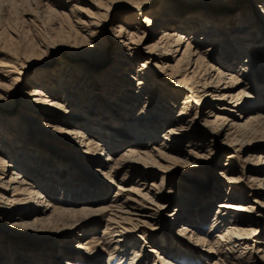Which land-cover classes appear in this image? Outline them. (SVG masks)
Segmentation results:
<instances>
[{"label":"rangeland","instance_id":"obj_1","mask_svg":"<svg viewBox=\"0 0 264 264\" xmlns=\"http://www.w3.org/2000/svg\"><path fill=\"white\" fill-rule=\"evenodd\" d=\"M135 1L144 3L143 11L141 10L142 13L139 16L140 21L146 13L160 17L164 0H0V61H9L11 65H16L17 71L20 72L18 82L11 79L16 73L0 82L3 86L2 90L0 88V119L3 117L9 120L10 125L18 122L24 107L31 102V92L35 85L47 84L48 88L53 90L56 82L60 85L66 83L64 80L63 83L59 80L62 73L60 69L62 61H67L69 56L73 55L87 56V58L91 54L98 58L106 56V61L98 64H95L93 59L89 62L84 57L80 58L81 61L69 60L71 65L80 64L92 67L93 71L102 69L104 71L102 82L95 79L96 84L91 85L84 81L79 86L80 89L76 86L79 82L69 83L70 86L66 87V94H69L66 100L72 99V104L75 102L73 107L80 110L74 112V116H70L71 127L86 130L87 135H90L99 147L96 152H91L90 160H86L87 163L85 161L82 163L81 168L87 164L86 168L80 169L79 165V169L71 171L72 166L75 165H71L73 164L71 160L66 162L65 157L80 153L81 140H73L65 134L58 133L53 125L61 126L63 123H58L57 120L50 121L48 116L39 120L47 121L46 125L50 124L51 127L41 125L42 132L37 134L39 137L34 145L27 143V139L22 137L21 141L25 144L21 146L22 149L20 148L22 152H18L20 159H17L16 167L21 168L22 171L25 170L30 176L28 178L36 184V188L42 191L51 203L61 208L75 209L84 204L94 208L109 205L117 198L118 182L134 185L135 181H145L147 185L142 188V191H147L149 184H156L155 187L151 185L144 196L142 207L144 213H131L130 215H133L131 220L119 221L120 226L117 227L115 237L119 236L118 233L121 234L120 243L124 241V238L128 239L125 245L126 250L122 252L118 249L119 245H116L115 255L109 263L108 258L112 255L110 256V249L103 244V240H114L115 237L111 232L103 233V227L107 223L105 219L108 214L119 213L115 205H109L111 208H107L101 214L97 212L85 216L73 227L70 226L72 220L34 223V217H38L39 208L45 203L43 201L45 198L42 200L28 196L30 200L26 204H20L19 201L11 203L5 201V198L11 195V189L7 188L4 193L0 189L3 195L0 198V264L7 262L10 264H65L67 262L130 264L133 259H138L133 261V264H213V259H216L218 263L222 262L223 255L231 256L233 259V262L227 264H264V131L257 132L253 137L236 132L233 130V125L228 127L229 123H242L251 116L258 115L264 118V99H262L263 102L259 99L261 96L264 97V74L250 76L248 80L239 81L236 84L231 91L233 94L244 90L249 95L248 98H241L242 103L238 102L234 105L230 102L232 101L230 96L217 98L218 93L223 91L215 90L211 86L206 95L201 94L198 102L191 99L187 106L182 102L187 91L178 87L180 78L175 81L165 79L163 76L165 74L163 71L161 73L159 68L162 66V60L155 58L153 52L152 54L149 52L150 45L159 38L162 29L184 27L185 34L190 35L201 31L205 24V17L213 19V16L223 15L224 11H228L230 14L224 13L227 27L223 24L217 25L216 21L214 25V28L218 27L220 32L225 30L224 35L218 38L221 45L225 46L228 38L233 35L229 33V30L232 32L237 24L233 11L231 12L233 9H227L229 3L238 1L243 9L254 0H179L177 2L181 8L178 16L171 19L169 17L168 21L162 22L152 32L149 29L144 32L134 18L138 11L132 3L135 4ZM58 3H62V6ZM72 5L82 9H75L77 12L75 11L74 15L81 16L84 21L83 15L91 14L92 18L95 17L98 20V26L92 28V31L87 29L88 24L79 28L80 24L74 21L76 17L71 13ZM187 5H191V8L187 9ZM107 12L108 16L105 15ZM243 12L244 21L247 17L245 18V10ZM201 13H206L207 16L201 17ZM125 21H129V25ZM122 25L126 26V30H131L138 36L142 35V38H136L134 42L128 44V35H124L114 42L112 33L116 34ZM123 42H126L131 50L123 46ZM235 44L233 52L236 58L232 60L233 68L230 70L234 71L236 77H240V72L236 69L237 53H239L237 47L240 44ZM257 44L258 48L249 56V59H252L254 63L256 61V65L264 67V42ZM184 45L185 42L181 46L182 49ZM119 46H122L124 52L130 55L126 56L125 62L120 64L118 69L113 70L108 67L112 64L115 50L120 48ZM241 49L244 50V48ZM172 60L170 59L169 62L173 64L175 59ZM145 62H149L145 70L151 77L145 78L146 82L138 88L137 80L142 76L140 73L138 75L137 69H140ZM28 63L32 66L29 68L21 66ZM224 69L229 70V68ZM212 73L214 75L215 72ZM41 76L46 79H40L42 81L38 82ZM68 78L71 77L68 76ZM77 80L79 79L76 78ZM127 80L129 82L126 87H123ZM121 89L128 90V98L124 99L126 93ZM81 91H84L83 95ZM55 94L56 97L63 98L61 92ZM195 95L197 94H193L192 97ZM92 96L97 97L93 102ZM102 99H105L104 104ZM127 102L132 103L124 109V103L128 104ZM259 102L262 103L259 104ZM90 104H99L97 108L102 111L108 107L113 108L117 116L126 117L118 120L120 123L114 122L112 117V121L103 119L106 125L101 122L102 119L93 117L95 119L92 124L82 113V110H89ZM224 105L225 108L231 107L234 111L221 109L220 107ZM139 111L146 112V114L142 113L146 117L135 120ZM93 113L95 114L94 110ZM216 114L230 119L225 120V127L222 129L219 121L224 119L220 118L215 122ZM135 121H141L138 122L139 126L146 121L147 123L143 125L145 129L148 127L157 129L154 140L140 141L143 137L137 133V138H140L137 144L150 150L151 145L160 146L162 144L160 142L165 140L168 145L166 155L171 157L167 161L156 159L154 164L136 163L144 173L143 175L140 173L141 176L138 178L126 177L122 180L119 178L122 175L119 177L117 175L114 181H110L102 174L103 165L99 163L106 162L107 154L118 156L124 147L135 144L133 135L129 137L132 129L137 130ZM171 127L177 128L175 133L170 134L172 138H162L163 134H169L166 132ZM44 131L49 136L41 137ZM11 136L8 139L14 143L13 147L5 145V148L8 152L16 154L18 149L14 146L16 147L15 144L19 140L14 138L17 136ZM233 137H237V140ZM117 139L118 144L114 146L115 148L107 149V145ZM29 151H31L30 154H28ZM21 153L24 154L21 155ZM13 159H16V156H13ZM78 161L75 160L76 164ZM65 163L66 169L70 168L68 170L71 171L69 178L68 171L62 168ZM6 168L2 173L3 176L10 173V167ZM124 173L127 171L120 172V174ZM202 177L205 178L201 179ZM227 177L234 179L228 180ZM100 183L105 185V189L99 191L98 195L94 191H87L88 187L101 186L98 185ZM77 185L86 186V189L79 190ZM230 188H233L230 190L233 193H240L241 197L248 199L254 206L253 209H223L226 222L222 221L219 227L208 230L209 221H212L217 204L225 201L224 199L229 196ZM240 188H246L248 192H239ZM83 195L85 198L82 197ZM74 201L80 202L74 203ZM33 202L36 204L34 210L22 207ZM182 207L184 211L194 215L187 216L188 214L185 213L184 216H180ZM223 207L218 206V208ZM49 209L51 207L47 210ZM65 216L70 217L68 214ZM241 217H244L243 220L251 217L253 219L251 226L256 229V232L250 237L241 238L240 243L228 245V248L224 247V240L219 241V244L216 243L217 237L226 231L229 223ZM70 218H81V216ZM25 221L29 223H22ZM82 222H84L83 226L79 225ZM184 223L193 226L194 231L196 230L206 243L210 242L214 245L215 251L205 249L206 244L197 241L195 235L189 237L192 228L183 233L181 228ZM244 226L247 228L248 224ZM197 227L202 229L199 230ZM245 230L250 234L248 229ZM173 238L184 242V247H180L181 242L178 249L168 247V242ZM89 241L93 247H89ZM6 250H13L11 252L15 254L14 257L8 258Z\"/></svg>","mask_w":264,"mask_h":264},{"label":"bare ground","instance_id":"obj_2","mask_svg":"<svg viewBox=\"0 0 264 264\" xmlns=\"http://www.w3.org/2000/svg\"><path fill=\"white\" fill-rule=\"evenodd\" d=\"M177 1L179 0H164L162 8L160 9V11H162L160 17L153 16L150 13H146L142 17L141 21H140L139 16H140V13H142L141 10L144 7V3L142 2L139 3V1H135V4H134V2H132L135 8L138 10L137 13L135 14L136 16L134 15L135 16L134 18L137 20V23L139 24V26L143 28L144 32L147 31L148 29L152 32L154 28H158L159 25L162 24V22L166 21L169 17L171 19V17L176 18V16H178L181 5H179ZM58 4L61 5L62 3H58ZM186 7L187 9H190L191 5H187ZM75 9L77 10L80 8H77L75 5H72V8H71L72 15L76 17L74 21L77 24H80L79 28H82V25L88 24L87 29L88 30L91 29L92 31V28H95L96 26H98V20H96L95 17H93L94 18L93 19L91 17V14L90 15L85 14V16L83 15V17H85L84 18L85 20L83 21V19H81V16L79 17V16L74 15V12L76 11ZM227 9L229 10L233 9L231 10V12L233 11L232 14L235 17L237 24L233 27L234 30L232 32L231 30H229V33L233 35L228 38V41H226L225 46H222L218 40L219 37H222L224 35L225 30L224 31L222 30L220 32L218 31V27L216 29L214 28V25L216 21L218 22L217 25L223 24V26L227 27V23L224 18V13L225 15L227 13L230 14V12L228 11H224L223 15L220 14V15L213 16L214 17L213 19L212 18L208 19L205 17L207 16L206 13H201L202 14L201 17L204 16L205 17L204 19H206L204 21L205 23L204 27L201 29V31H198L196 33L195 32L191 33L190 35L185 34L186 29H184V27H182L181 29L164 28L161 30L159 38H157L156 41L150 45L149 52H151V54L153 52V54H155V58L162 60L161 61L162 66L159 68L161 70V73L163 71V74H165L163 75L164 78L165 79L169 78L172 81H175V79L180 78V81H178V87L187 91L185 99L182 101L185 105H187L188 101L191 99L194 102H198L199 98H201L200 97L201 94L206 95V93L211 89L210 88L211 86H213L215 90L223 91L221 93H218L219 96H217V98H222L223 96H230L232 99V101L230 102H232L234 105H236L238 102L242 103L241 98L243 97L248 98L249 95H247V93L244 92V90L242 91L239 90L238 92L233 94V92L231 91L234 90V88L236 87V84L239 81L244 82L248 80L250 76L264 74L263 73L264 67H262L261 65H256L257 64L256 61L254 63L253 61H251L252 59L251 60L249 59V56H251V54L254 51H256V49L258 48L259 45L257 43L262 42V41L264 42V24H263L264 22V0H254L252 1L251 4L247 5L243 9H241L240 3L238 1H235V2L229 3ZM243 10H245V18L247 17L246 20L244 21L242 19L244 15ZM105 15L108 16V12ZM125 23L128 24L129 21H125ZM103 25L106 26L105 24ZM112 35H113V38H115L114 42H117V40L121 39L122 38L121 36L128 35V44L129 43L131 44L132 42H134L136 38H140V39L142 38V35L138 36V34L131 32V30H126L125 25H122L119 28V30L116 31V34L112 33ZM184 42H185V45L182 49L181 46L184 44ZM235 43H237L238 45L240 44V46L237 47L239 50V53H237L238 54V57H237L238 64L236 68L237 72H240V77H236L234 71L230 70V68H233L232 60L236 58V54H234L235 52H233L234 45H236ZM128 44L126 42L122 43L123 46H127L128 50H131ZM119 47L120 48H117L115 50V56H114L112 64L109 65L108 67L113 70L118 69L119 65L125 62L126 56L130 55V53L127 54L126 52H124V50L121 48L122 46H119ZM241 48H244V50H242ZM88 56L90 57L89 58H87V56L85 57L82 56V57H84L86 60H89V62H91L90 59H93L95 64H98L101 62L103 63L104 61H106V56H102L100 58H98V56L94 57L93 54L88 55ZM82 57L73 55V56H69V59L67 58L68 59L67 61H62L61 68H60L62 69L61 71L62 73L60 75L59 80L62 83L64 80L66 83L63 85H60L58 82H56L54 85L55 86L54 89L57 90L58 92H61V94H63V98L59 96L56 97L55 93H58V92L55 91L54 89L50 90L48 88L49 85L47 86V84L38 83V85H35L36 87H34L33 91L31 92V95H32L31 102L29 103V105H26L24 107V110L20 114L19 120L15 125H10L11 122L9 120L1 117L0 119V147H1L0 148V189L2 193H4L7 190V188H10L12 191L11 195L5 198L6 202L12 203V201H19L20 204H26L27 201L30 200L29 199L30 197L40 198L42 200L45 198L43 200L45 201V203L43 204L41 203L42 207L39 208L40 212L38 214V217H34L35 219L34 223H49V222H54V221L72 220L73 222L70 224V226L73 227L77 225V223L80 222L79 220L84 218L85 216L89 214L97 213V212L101 214L102 211L107 210V208H111V206L109 205H115L114 207L116 210L119 211V213L112 212V214H108V217L105 219L107 223L103 227V233L111 232L113 233L115 237V235L117 234V231H116L117 227L120 226L119 221H122L123 219H125V221L131 220L133 218L132 217L133 215L132 216L130 215L131 213H134V214L144 213V209L142 208L144 206V199H145L144 196L146 195V192L149 190L151 185L155 187L156 184L154 185V183H151L146 188L147 191H142V188H145L147 185L144 183L145 181L144 182L135 181L136 183H134V185H129V184L125 185V184H121L118 182L116 185L117 186V191H116L117 198L112 200L113 202L111 201L109 205L107 204L103 206H97L94 208L93 206H90L89 204H84L82 205V207L75 208V209H73L72 207L61 208L51 203L50 200L45 197V194L36 188V184L32 182L31 178L30 179L28 178L30 176L25 170L22 171L21 168L19 169L16 167L18 165L17 159H20L18 152H22L20 148L22 149L23 144H25L23 141H21L22 137L23 138L25 137L27 139L26 141L27 143H30V144L33 143L34 145L35 140H37L38 139L37 137H39L37 136V134H40L42 132L40 130L41 125L45 124V127L47 128L51 127L50 124L46 125L47 121L44 122L43 120H39V119L46 118V116L50 118L48 119L50 121L57 120L58 123L60 122L63 123L61 124V126L53 125L54 126L53 128L57 130L58 133L65 134L67 135V137L73 140H81L80 145L82 146V150L80 151V153L73 154V156L66 155L65 157L66 162L68 160H71L73 162V164L71 165H75V166H72L73 169H71V171L79 169V165H80V169L86 168L87 164L83 165L81 168L82 163L84 161L85 163H87L86 160H90L91 152H96L99 149L97 142L93 140L90 137V135H87L86 130L84 131L80 127L78 128L71 127L72 123L69 120L70 116H74L73 114L74 112L76 113V111H80V110H77V108L73 107L74 106L73 104L75 102L72 104V99L66 100L69 97L68 96L69 94L68 95L66 94L67 93L66 87L70 86L69 83L73 84V83L79 82V85H76V86L78 89H80L79 86L84 81H87L88 84L90 83L91 85H93V84H96V82L94 81L95 79L102 82L104 78L103 69L100 71L99 70L93 71L92 67H86L85 65H80V64L71 65L72 61L76 62V60L78 59L81 61L80 58ZM170 59L171 60L175 59L173 64L169 62ZM147 63L146 62L143 63L142 67L140 69L139 68L137 69L138 75L140 73V75L142 76L141 78L137 80L138 88H141L143 83L146 82L145 78L151 77V75L148 74V71L145 70L147 68L146 66ZM21 66L25 68H29V66H32V64L28 63V64H23ZM101 68H104V67H101ZM224 68H229V70L224 69ZM17 70L18 69L16 68V65H11L9 61L8 62L0 61V82L3 79H6L7 77L9 78L10 75L14 73L16 74H14L13 77H11V79L13 78V80L18 82L19 81L18 78L20 77L19 76L20 72H18ZM213 71L215 72L214 75L212 73ZM68 76H70L71 78H68ZM76 78L79 80L76 81ZM115 78L120 79V77H115ZM40 79L44 80L46 78L41 76L38 78L37 81L38 82L42 81ZM51 79L52 78H50V80ZM108 80L109 79H107V81ZM119 81L122 82V80H119ZM115 82L116 81H114V83ZM128 82L129 81L127 80V82H125V85H123V87L124 86L126 87ZM0 85H1L0 88L2 90L3 86L2 84ZM74 89L76 88L74 87ZM121 90L124 91V93H126L124 95L125 96L124 99L126 97L128 98L129 97L128 90L127 89L126 90L121 89ZM80 93L83 95L84 91L83 92L81 91ZM193 94H197V95H195V97H192ZM95 99H97V97L92 96V102ZM259 99L261 101L262 99H264V97L261 96L259 97ZM262 102H259V104H261ZM102 103L103 104L105 103V99H102ZM131 103H128V104L124 103V109L125 107L129 106V104ZM98 105L90 104L91 107L90 108L88 107L89 110H86V111L82 110L83 111L82 113L84 114L85 118H87L92 124L94 123L93 119H95L93 117H98L102 119L101 122H104L103 119L104 120L110 119L112 121L111 117L113 118L114 122H119L122 118L126 117V116L123 117V115L117 116L116 113H114L113 108L108 107V109H106L107 108L106 107L105 108L106 110H103V111L98 110L97 108ZM225 107L226 106L224 105L220 108L223 110L226 109L229 111L230 110L234 111L233 109H231V107L230 108L229 107L225 108ZM93 110L95 114L94 113L92 114ZM142 113L144 112L139 111V114L136 115L135 120L137 119L139 120V118L146 117L145 115H142ZM144 114H146V112ZM220 118L224 120L221 121ZM228 119H229L228 117H225V116L223 117L220 114H216L214 121L216 122L217 120H220L219 124L221 125V129H222L225 127V122ZM138 122H141V121H135L137 125L134 124L137 127V130L132 129V131L130 132L128 131L129 137L133 135L132 138H135V141H134L135 144L124 147L123 149L124 151L123 150L120 151L118 156H111L110 153L107 154V157L105 158L106 162L100 161L99 163L103 165L102 174L110 181H114L117 175L118 177L122 175L121 177H119L122 180H124L126 177L138 178L139 176H141V174L143 175L144 173L141 171L140 167H138V164L136 163L154 164L157 161L156 159L167 161L171 157V156L166 155V149L168 148L166 146L168 145L165 140H162L160 142L162 143L160 146L151 145L150 150L145 149L146 147L144 148V147H141V145L137 144L139 143V139H140V138H137L138 135H140V137H143V139H140V141H143L144 139L151 140L155 137V134L157 131L156 128L152 129L151 127H148L147 129H145L143 125L147 123L146 121H144L142 126H139ZM231 125L234 126L232 127L234 128L233 130H236V132H240L241 134L242 133L248 134L254 137V135L257 134V132L264 131L262 130V128H264V118H261L258 115L251 116L250 118H246V120L242 123H229V126L228 125L227 126L230 127ZM176 129H177L176 127L169 128L166 132L169 134L168 135L163 134L162 138L164 139L172 138L170 134L175 133ZM45 132L46 131H44L43 135L41 134L42 135L41 137L43 138L47 137L46 135H48V133L47 132L45 133ZM139 132L145 133V134L141 135ZM11 135L17 136L14 138H17L19 140V142L15 141L16 147L14 146V148L18 149L16 154L11 151L8 152L7 148H5V145L7 146L9 145L13 147L14 143H11L10 141L11 139L10 140L8 139L10 138L9 136ZM5 136L7 137V139ZM233 138L236 139L237 137H233ZM140 143H143V142H140ZM117 144H118V139L114 141L112 144H108L107 149H111ZM30 153L31 151L28 152V154ZM22 154L24 153H21V155ZM13 156H16V159H13ZM75 160H79L77 164ZM62 163L61 165L63 166L64 161ZM7 166L10 167V173L7 176H3L2 173L5 172V170L7 169L6 168ZM62 168L68 171L67 174L69 178V173L71 172V171L69 172L70 168L66 169V163H65V166ZM124 170H126L127 173L120 174V172ZM204 178L205 177H202L201 179H204ZM227 179L233 180L234 178L227 177ZM140 184H144V185H140ZM98 185H101V186H98L101 188L88 187L87 191H90V192L94 191V193L98 195L99 191H102L105 189L104 188L105 185L103 183H100ZM77 188H79V190H83V189H86V186L77 185ZM93 188H97V189H93ZM230 190H233V188L229 189V194H228L229 196H227L224 199L225 201H221L220 203L217 204V209L213 213V217H212L213 219L211 218L212 221H209L210 225L208 227L209 228L208 230H210L213 227H219L222 221L226 222V218L224 217L225 209H231V210L232 208L233 209L237 208L236 210H238V208L244 209V210L253 209L254 206L250 203L248 199L241 197L240 193H238L239 194L238 196L237 193H233ZM1 192H0V198L1 196H3ZM239 192L246 193L248 192V190L246 188H240ZM88 195L92 197L91 194H88ZM85 196L87 197V195ZM82 197L85 198L84 195ZM37 201L40 202L39 200ZM79 202L80 201H74V203H79ZM34 206H36V204L33 202V203H29V205L27 206H22V207H27L29 209L31 208L32 210H34L35 209ZM218 206H224V207L218 208ZM49 207H51V209L47 210ZM183 209L184 208L182 207V210L180 213L181 215L179 214L180 216H184L183 214L187 213ZM66 214H68L70 217L81 216V218L72 219L70 217H66L65 216ZM187 214H188L187 216L194 215L193 213H190L189 211ZM243 218L242 217L238 218V220H235V221H232V223H229L226 231L219 236L217 235L218 237L216 239V243L219 244V241L224 240V247L228 248V245L230 244L234 245L235 243H240L239 240L241 238L243 237L246 238V237H250L251 235H253L256 232V229H253L251 226L253 223V219L251 217L250 218L246 217L245 218L246 220H243ZM22 223L26 224L29 222L25 221ZM83 224L84 222L79 223V225L81 226H83ZM244 224H248V227L246 228L245 226L247 225L244 226ZM191 228L192 230H190ZM197 229L201 230L202 228L197 227ZM245 229H248L250 231V234L247 233V230ZM181 230L182 232L183 231L188 232V230H190L191 233L189 234V237L195 235L197 238L196 239L197 241L201 243L204 242L206 244L207 247L205 249L210 250V251H215L214 245H212L210 242L206 243L203 237L200 236L198 232H196V230L194 231L193 226L191 227L189 226V224L184 223L182 224ZM118 235L120 236L121 234L118 233ZM119 236L115 237L114 240H110V239L103 240V244L108 249H110V256L112 255V257L108 258V263L111 262L113 255H115L114 253L116 252V247H115L116 245L117 246L119 245L118 249H121L122 252L126 250L125 245H127L128 239L124 238V241L120 243L119 240L121 238ZM91 240H93V238H91ZM92 242L95 245L94 241ZM179 244H180V247L181 246L184 247V242H182L179 239L173 238L168 242L167 246L170 248L178 249ZM90 246L93 247L91 241H89V247ZM6 251H8L6 252L7 253L6 255L8 258L14 257L15 254L11 252L13 250H6ZM133 251L135 253L136 249ZM179 253H181V251H179ZM82 259H85V258H82ZM135 260H138V259H133L131 261L133 262ZM213 261H214L213 264H227V263L233 262V259L231 256L229 257L227 255H223L222 262L218 263L216 259H213ZM132 262L130 264H133ZM4 264H10V262L4 263ZM65 264H73V262H67Z\"/></svg>","mask_w":264,"mask_h":264}]
</instances>
